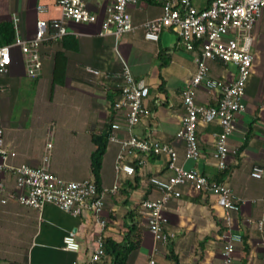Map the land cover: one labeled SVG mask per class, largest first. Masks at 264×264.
<instances>
[{
  "label": "crops",
  "instance_id": "obj_1",
  "mask_svg": "<svg viewBox=\"0 0 264 264\" xmlns=\"http://www.w3.org/2000/svg\"><path fill=\"white\" fill-rule=\"evenodd\" d=\"M192 1L198 8L205 6V0ZM56 2L0 0V26L12 25L15 35L12 21L15 17L19 34L30 38L37 19L51 21L60 17ZM110 2L87 0L88 10L98 15L99 22L70 23L68 34L61 41L41 45L42 68L37 78L26 75L17 48L11 49L7 73L0 75V128L5 146L16 152L13 163L39 166L49 142L52 145L49 169L57 176L69 181L91 180L100 189L117 185L116 192L104 199L102 214L106 223L104 227L98 225L89 210L73 218L52 205L37 211L12 201L0 204V264H100L91 261L97 237L120 243L133 224L138 226L134 236L137 248L126 264H147L154 243L140 214V205L159 197L148 179H165L171 174L168 157L128 155L125 162L134 169L130 176L116 172L119 145L108 141L96 179L91 171V155L96 148L92 136L100 135L114 122L121 125L120 138L131 134L171 145L185 169H197L209 180L225 184L242 201L239 212L231 217V230L241 235V242L236 243L229 264H264V225L261 230L257 226L264 210V175L261 179L250 176L254 167L264 170V9L252 33L253 68L245 90V111L236 116L235 131L228 138L226 167L219 170L212 158L214 142L221 131L218 122L200 123L196 127L200 155L196 160H184L183 143L176 137L184 115L180 90L190 80L196 65L193 54L185 51L171 31L163 30L157 42L144 38L140 25L160 17V2L138 0L128 8L137 27L135 31L119 38L100 37V20ZM38 6L45 7L43 14L37 12ZM151 8L157 10L155 15ZM162 50L171 55V60L160 68ZM123 65L136 80L149 87L144 104L150 116L133 126L130 133L121 113L112 109L115 94L111 88L117 83ZM209 67L214 79L231 82L236 76L232 65L211 61ZM86 68L109 76L102 79L108 87L106 91ZM160 77L164 85L159 89ZM22 102L24 108L20 106ZM215 102V94L198 89L197 104L208 106ZM15 109L20 112L13 118ZM42 121L53 123L51 131L44 128ZM0 180L8 189L13 188L14 179L8 172L1 174ZM175 190L181 195L170 199L163 212L166 230L175 237L157 245L155 264H224V212L217 199L188 185ZM70 232L80 246L76 252L63 249V238Z\"/></svg>",
  "mask_w": 264,
  "mask_h": 264
},
{
  "label": "built area",
  "instance_id": "obj_2",
  "mask_svg": "<svg viewBox=\"0 0 264 264\" xmlns=\"http://www.w3.org/2000/svg\"><path fill=\"white\" fill-rule=\"evenodd\" d=\"M158 1L161 4L160 17L140 25L144 38L157 42L163 30L171 31L185 51L193 54L196 65L190 80L180 90L184 115L176 137L183 143L184 160H196L200 155L196 127L200 123L218 122L221 131L215 139L212 158L217 168L223 170L229 152L228 138L235 131L236 116L245 111V90L253 68L252 33L264 9V0H205L203 8L196 7L192 0ZM86 2L87 0H57L60 17L51 21L37 19L30 38L19 34L17 19L14 17V40L10 44L0 45V75L7 73L12 59L11 49L17 48L23 57L26 75L37 78L42 68L39 50L44 42L61 41L68 34L67 26L70 23L99 22L98 15L88 10ZM137 2L138 0H112L104 9L98 35L119 38L135 31L137 27L131 21L128 8L135 6ZM45 10L44 6L37 7L39 14H43ZM211 61L232 65L236 71L234 80L224 82L211 77ZM86 71L93 80H99L100 85H103V78L109 77L97 69L86 68ZM103 88L105 91L108 89L104 85ZM199 88L215 94L216 102L208 106L197 104ZM111 90L115 93L112 109L121 113L125 129L130 133L133 126L150 116V111L144 104L149 96V87L136 80L130 69L123 65L117 83L113 84ZM120 131L121 125L114 122L108 135L109 142L119 145L114 165L116 172L130 176L134 174L133 167L125 162L128 155L143 153L168 157L167 168L171 174L165 179H148V184L159 193V197L146 200L140 205V214L146 220L154 243L147 264H155L154 256L158 244H166L175 237L174 233L166 230L167 220L163 212L170 199L181 195L175 188L182 185H188L196 192L208 193L217 199L224 212L226 231L222 247L223 262L229 264L236 243L241 242V235L231 230V217L239 212L242 201L235 198L225 184L209 180L197 169H185L179 164L177 151L171 145L150 137H136L131 134L127 138H120ZM51 148L52 145L48 142L39 166L14 164L16 152L5 146L0 128V175L8 172L14 179L12 189H8L0 180V204L5 205L12 201L37 211H41L46 205H52L73 218L89 210L98 225L104 227V199L109 193L116 192L117 185L111 189H100L91 180L69 181L57 176L49 169ZM263 175L264 170L259 167H254L250 173L255 179H261ZM262 201L264 203V197ZM263 225L264 210L257 222L258 229L261 230ZM102 244V237L98 236L91 257L94 263H101L105 259ZM262 245L264 246V238ZM79 248L73 233L65 235L64 250L76 252Z\"/></svg>",
  "mask_w": 264,
  "mask_h": 264
},
{
  "label": "trees",
  "instance_id": "obj_3",
  "mask_svg": "<svg viewBox=\"0 0 264 264\" xmlns=\"http://www.w3.org/2000/svg\"><path fill=\"white\" fill-rule=\"evenodd\" d=\"M14 36L15 35L12 25L3 23L0 26V45L12 43ZM161 54L162 62L160 68L166 66L171 60V55L168 54L166 50H162ZM160 81L161 84L159 89L164 85V80L161 77ZM108 126L110 127V125ZM108 126L106 130L100 135L92 136V142L96 148L91 155V171L96 179L99 175L102 157L105 153L106 145L108 143ZM137 228L138 226L136 224L131 225L120 243H116L109 239L103 240L102 246L105 259L102 260L100 264H126L130 254L137 248V241L134 239V236L137 235Z\"/></svg>",
  "mask_w": 264,
  "mask_h": 264
},
{
  "label": "rangeland",
  "instance_id": "obj_4",
  "mask_svg": "<svg viewBox=\"0 0 264 264\" xmlns=\"http://www.w3.org/2000/svg\"><path fill=\"white\" fill-rule=\"evenodd\" d=\"M151 11L153 12V14L155 15L156 13H157V10H155V8H151ZM155 12V13H154ZM21 101H23V102H27V100H21ZM20 103V106H21V108H24V106H25V103ZM18 106H19V103L16 105V108H18ZM19 109V108H18ZM18 109H15V111L14 112H16V113H14L13 114V118H15L14 116H18L19 115V110ZM27 110H29V107L28 108H26ZM12 121H13V119H12ZM14 122H16V121H14ZM43 122V126H44V128L47 130V128H49V130L51 131V124H53V123H46V122H44V121H42ZM42 134H43V137H44V130H43V132H42Z\"/></svg>",
  "mask_w": 264,
  "mask_h": 264
}]
</instances>
